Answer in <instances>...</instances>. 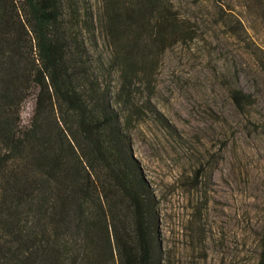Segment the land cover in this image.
<instances>
[{"label": "trees", "instance_id": "trees-1", "mask_svg": "<svg viewBox=\"0 0 264 264\" xmlns=\"http://www.w3.org/2000/svg\"><path fill=\"white\" fill-rule=\"evenodd\" d=\"M84 1L0 0V264H167L159 200L117 106H132L135 78L188 31L164 0H99L111 53L95 66ZM216 6L264 72V0ZM231 99L255 103L238 89Z\"/></svg>", "mask_w": 264, "mask_h": 264}, {"label": "rangeland", "instance_id": "rangeland-1", "mask_svg": "<svg viewBox=\"0 0 264 264\" xmlns=\"http://www.w3.org/2000/svg\"><path fill=\"white\" fill-rule=\"evenodd\" d=\"M164 2L188 32L167 40L157 69L135 78L132 106L117 109L159 200L167 264H257L264 228V72L254 48L217 21L219 0ZM83 4L95 16L96 44L87 37L86 45L97 66L111 53L98 25L100 1ZM108 79L119 87L116 73ZM234 89L255 103L237 107Z\"/></svg>", "mask_w": 264, "mask_h": 264}]
</instances>
